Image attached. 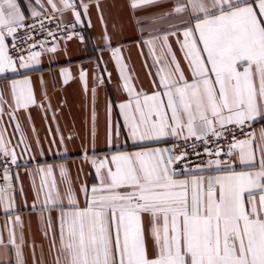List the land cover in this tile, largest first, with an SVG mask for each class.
Returning a JSON list of instances; mask_svg holds the SVG:
<instances>
[{"label":"snow or ice","instance_id":"6c2138e0","mask_svg":"<svg viewBox=\"0 0 264 264\" xmlns=\"http://www.w3.org/2000/svg\"><path fill=\"white\" fill-rule=\"evenodd\" d=\"M166 2L130 0V8ZM47 3L53 13L71 11L76 21L81 19L76 8L88 11L87 4L73 0ZM29 10L34 18L42 15L31 4ZM175 17L181 19L152 29L143 41L159 65L157 87L151 93L131 86L120 49L112 48L129 97L118 105L127 140L119 145L117 132V144H112L109 123V146L114 150L97 159L87 160L85 155L97 183L81 186L83 206L64 165L59 166L63 193L52 167L36 169L41 177L37 199L44 197L41 212L59 211V247L55 236L51 242L57 252L55 264H264V126L253 128L258 120L264 121V0H172L167 11L137 18L136 23L142 29ZM25 20L19 0H0V74L30 69L42 55L58 51V44L46 47L42 42L38 51L31 46L27 56L10 54L6 38L15 41ZM40 28L45 30L42 21ZM47 34L55 35L51 30ZM170 37L175 38L190 76L182 69ZM104 39L109 41L107 36ZM12 49L21 51L15 42ZM61 75L64 83L71 79L66 68ZM86 76L81 70L85 90ZM10 90L13 112L36 103L27 75L11 80ZM4 103L0 93V116ZM94 122L95 111L93 136ZM16 130L20 131L18 123ZM172 141L177 142L172 147L158 146ZM197 141L202 153L196 151ZM23 143L21 138L19 144ZM188 146L191 153L184 150ZM0 154L17 163L3 131ZM191 154L199 163L187 159ZM8 172L5 166L4 181L9 180ZM10 188V184L0 187L5 211L12 207ZM12 223L20 230L6 221V237L0 231V248L8 255L0 264H25L20 217ZM51 230L49 217L44 234ZM34 249L33 245L36 264Z\"/></svg>","mask_w":264,"mask_h":264},{"label":"crops","instance_id":"0c3cea01","mask_svg":"<svg viewBox=\"0 0 264 264\" xmlns=\"http://www.w3.org/2000/svg\"><path fill=\"white\" fill-rule=\"evenodd\" d=\"M73 2L77 5H88L87 13L82 6L76 10L81 13L80 21L75 20L71 11L57 13L63 22L72 20L85 27L86 32L83 35L55 40L53 44L59 45L58 51L55 54L42 55L40 63L30 69L0 74V93L5 101L3 115L0 116V131H3L9 147L18 157L16 168L8 172L9 180L4 184V187L11 185L9 193L12 197V207L5 211L4 204L0 203V231H4L6 237L4 226L7 221L10 227H17L19 232V226L12 222L16 216L20 217L25 264H33V245L36 264H41V259L42 264H55L57 252L51 247L53 236L56 239V247H59V211L54 209L41 212L44 197L41 194L37 199L41 177L36 174V169L52 167L59 189L63 193L64 185L60 182L59 166L64 165L83 206L81 186L97 183L95 169L87 160L102 158L114 150L109 146V123L112 144H117L119 132L118 144L125 145L127 130L118 105L129 97L123 87L124 82L112 55V48L120 49L119 55L122 63L126 65V75L130 77L131 86L138 92L151 93L157 87L158 78L155 73L159 65L155 63V56L149 52L143 41L148 38L152 29L176 23L181 19L175 17L155 24H145L142 29L136 23L137 18L143 19L167 11L172 6V0L135 11L130 8V0ZM19 3L26 18L32 17L30 4L38 11L53 12L47 0H40L39 3H36V0H19ZM105 36L109 41H105ZM80 37H83V40ZM170 39L182 69L190 76L179 46L174 42L175 38ZM10 40L11 37H7L6 43L9 44ZM65 68L71 73V79L67 83H64V77L61 75L62 69ZM81 70L87 73V90L79 78ZM25 75L31 79L36 103L27 109H16L13 112L14 101L10 82L13 79H23ZM17 123L20 131L16 130ZM254 125L259 129L264 126V121L258 120ZM21 138L24 140L23 144H19ZM131 143L130 140L127 141L128 145ZM158 146L172 147V143H161ZM127 150L137 149L129 147ZM33 205L36 207L33 208ZM49 217L52 230L46 236L44 230ZM149 228L148 218L145 217L144 229L151 251ZM7 259L6 250L0 248V260Z\"/></svg>","mask_w":264,"mask_h":264},{"label":"built area","instance_id":"2783aa9c","mask_svg":"<svg viewBox=\"0 0 264 264\" xmlns=\"http://www.w3.org/2000/svg\"><path fill=\"white\" fill-rule=\"evenodd\" d=\"M76 8L75 10H77ZM41 21L44 24V29L41 30L40 24ZM60 24L61 27L58 28L57 25ZM29 26H32L31 31H29ZM47 30H51L54 32L53 36H48ZM86 32L85 27L77 24L75 21H61L58 13H53L49 11H42V15L39 18L34 17H27L25 20V28L19 29L16 34L15 41L13 37L9 42V50L10 54L13 56L16 55H28V50L31 46L35 45L33 50H40L39 46L40 43L44 42L45 46L48 47L53 44V42L57 39L67 38V36H79L83 35ZM30 37V38H29ZM15 42L17 47L21 50L17 53L15 50L12 49V43ZM254 129H257L255 125H253ZM173 144L177 143L176 141H172ZM183 143L182 141L180 142ZM191 144V141L189 142ZM211 146V145H210ZM184 150L188 151L189 153L192 152V148L190 146L186 147ZM196 151L203 152V146L199 141L196 142ZM189 161H193L199 163V159L195 154H191L187 158ZM8 167L9 171H13L16 168V165L10 163V158L3 157L0 154V187H4L5 181L3 180V168Z\"/></svg>","mask_w":264,"mask_h":264}]
</instances>
